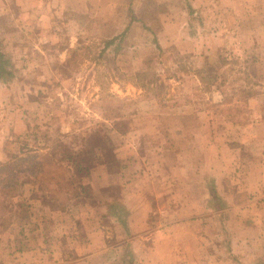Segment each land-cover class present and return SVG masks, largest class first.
Returning <instances> with one entry per match:
<instances>
[{"label":"rangeland","instance_id":"374dc122","mask_svg":"<svg viewBox=\"0 0 264 264\" xmlns=\"http://www.w3.org/2000/svg\"><path fill=\"white\" fill-rule=\"evenodd\" d=\"M0 53V264H264V0H0Z\"/></svg>","mask_w":264,"mask_h":264},{"label":"crops","instance_id":"0c3cea01","mask_svg":"<svg viewBox=\"0 0 264 264\" xmlns=\"http://www.w3.org/2000/svg\"><path fill=\"white\" fill-rule=\"evenodd\" d=\"M261 171H256V174L258 175ZM87 177L88 176L79 179V184L82 186V190H83V191L78 192L79 197H80V194H83L85 192L84 186L88 180ZM135 177L136 179L133 178L132 180L123 179V181L121 180V183L119 184H118V181L110 182L108 180L101 185V188L99 190L100 193L104 196L110 190V193H115L116 197L120 198L121 202H118V203H121L122 204L121 206L125 208V215L128 219L127 221H125L127 223L126 230H128L129 234L140 233V232H143V230H145L146 228L148 229L149 224L151 223L149 221V216L153 214L154 209L159 208V203L157 201L159 195L156 196L154 193H152L154 197L149 196V194L146 195V192L148 193L149 191L145 188L144 184L146 183V181L142 179L144 177L140 176V173ZM160 179H162V183H164L165 185V182H166L165 178L160 176ZM167 179L168 178L166 177V180ZM141 184H143L144 186L143 188L140 186ZM131 187H137L138 189L134 190V189H131ZM161 194H165V193H161ZM108 196H110L111 198ZM108 196L106 200L103 199L102 201V198H101L99 201V203H101L100 204L101 206L103 205L102 203H107V209L111 208L110 204L112 203V201L110 200L113 199V196H111V194ZM65 200H68V199H65ZM188 204L189 203H177L176 204L178 209L175 211V215H174L176 218V220L174 221L175 223L181 224L184 220L187 219V214H189ZM163 207L165 208L166 206L163 204ZM233 208L236 209L237 207L233 206ZM131 222H134V223L130 224ZM99 233H100L99 228L97 227V229H95V231L92 232L90 236L92 239H94L95 237H98ZM92 255L83 256L81 259L77 260L76 262L83 261L85 259L90 260V257Z\"/></svg>","mask_w":264,"mask_h":264},{"label":"trees","instance_id":"16d2710c","mask_svg":"<svg viewBox=\"0 0 264 264\" xmlns=\"http://www.w3.org/2000/svg\"><path fill=\"white\" fill-rule=\"evenodd\" d=\"M131 21H133L132 17H131ZM127 30H128V28H126L125 31H123L120 35H118V36H116V37H113V38H111L110 40L106 41V42H105V45H104V48H105V49H108V48L112 47L118 39L120 40V39H122V38L125 36ZM157 48H158V47H157ZM5 65H6V61H4V56L2 55V53H0V81L5 80V79H7V78H9V77H12V74H11V73H8V72L5 70ZM28 137H30V135H29ZM37 156H38V155H37ZM37 156H35V157H37ZM35 157H34V156L31 157V159H33V158H35ZM9 158H10V159L12 158V160L17 159L19 163H22V162H24V161L30 160V158L27 159V160H24V159H22L20 156H10ZM68 159L70 160V157H69ZM48 160H49V159H48ZM59 160H60V159H59ZM50 161H51V160H50ZM51 163H52V161H51ZM9 165H10V162L5 163L4 165L0 166V168H1V169H3V168L6 169V167L9 166ZM77 171L80 172V168H78ZM81 171H84V174H85V173H87V168L82 167V170H81ZM68 172H69V171H68ZM84 174H82L81 177L78 178V183H79V179L85 177ZM83 175H84V176H83ZM63 176H64V175H63ZM68 180H69V183L71 184V179L68 178ZM80 181H81V180H80ZM71 185H72V184H71ZM78 188H79V189H78L79 191H83L81 185H79ZM211 195L214 197V191H211ZM78 196H79V193H76V191H72V197H73L74 199L77 198ZM68 199H69V198H68Z\"/></svg>","mask_w":264,"mask_h":264}]
</instances>
